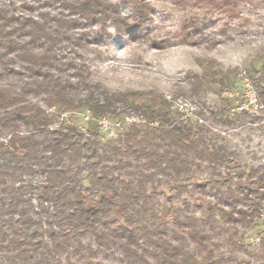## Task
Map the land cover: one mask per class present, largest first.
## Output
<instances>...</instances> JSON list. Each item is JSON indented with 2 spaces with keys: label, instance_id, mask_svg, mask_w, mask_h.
I'll return each mask as SVG.
<instances>
[{
  "label": "trees",
  "instance_id": "16d2710c",
  "mask_svg": "<svg viewBox=\"0 0 264 264\" xmlns=\"http://www.w3.org/2000/svg\"><path fill=\"white\" fill-rule=\"evenodd\" d=\"M0 1V76L10 78L0 84V264H240L243 254L250 263L256 249L244 236L255 227L264 255V159L236 162L229 145L161 93L92 83L81 30L147 37L150 1L126 0L131 17L111 0ZM239 1L214 6L232 15ZM202 20L185 19L187 44ZM211 62L191 94L231 85L234 70ZM259 73L264 95V63ZM68 109L87 110L90 122L130 111L145 122L105 139L97 127L58 121Z\"/></svg>",
  "mask_w": 264,
  "mask_h": 264
},
{
  "label": "rangeland",
  "instance_id": "374dc122",
  "mask_svg": "<svg viewBox=\"0 0 264 264\" xmlns=\"http://www.w3.org/2000/svg\"><path fill=\"white\" fill-rule=\"evenodd\" d=\"M111 1H118L121 12L132 16L126 0ZM148 1L153 9L147 37L126 39L116 35L110 27L111 36L95 38L98 27L81 30L89 34L83 56L91 68L92 83L111 92L161 93L174 109L183 115L192 114L229 145L237 157L236 162H263L264 95L254 81L260 77L259 70L264 63V0H240L232 15L215 7V0ZM196 13L202 15L203 20L196 30L188 28L194 42L187 44L181 37L185 31L184 21ZM63 54L65 60L76 57L66 51ZM211 61L224 71L234 70L231 85L221 90L219 85L207 83L201 94H191L195 75L210 68ZM9 79L0 76V84L10 83ZM80 91L83 96L88 93L86 86ZM54 110L57 108L49 109ZM201 111L205 116L199 114ZM211 111L221 113L213 118ZM128 114L138 115L130 111L124 116ZM124 116L108 118L118 121ZM63 120L78 125L84 132L97 127L105 139L125 129L124 126L123 129L104 130L96 120L90 122L87 110H64L58 121ZM261 234L260 227L247 230L245 241L256 249L254 262L249 263V256L243 254L240 264H264L258 244ZM101 259L103 255L93 261Z\"/></svg>",
  "mask_w": 264,
  "mask_h": 264
},
{
  "label": "built area",
  "instance_id": "2783aa9c",
  "mask_svg": "<svg viewBox=\"0 0 264 264\" xmlns=\"http://www.w3.org/2000/svg\"><path fill=\"white\" fill-rule=\"evenodd\" d=\"M183 117L185 119H187V118L197 119L196 117L194 118L192 114L183 115ZM96 121L99 123V125L101 126L102 129L111 131L113 128L123 129L124 126L126 127V126L131 125L135 122H145V119L140 115L128 114L118 121L117 120H111L108 117H102V118L96 119Z\"/></svg>",
  "mask_w": 264,
  "mask_h": 264
}]
</instances>
